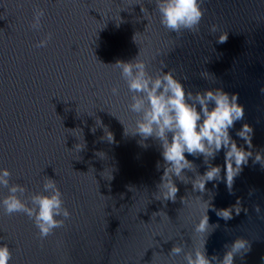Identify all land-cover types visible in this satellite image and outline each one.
<instances>
[{"label":"water","instance_id":"water-1","mask_svg":"<svg viewBox=\"0 0 264 264\" xmlns=\"http://www.w3.org/2000/svg\"><path fill=\"white\" fill-rule=\"evenodd\" d=\"M155 7V0H0V169L11 171L12 184L27 187L26 196L42 192L47 177L56 180L71 212L41 240L25 214L9 216L0 207V244L9 246L10 264H170L175 245L184 249L175 264H186L205 211L219 225L207 240L209 257L222 259L225 244L243 237L251 251L235 264H264V167L253 163L264 152V0H204L199 31L181 34L160 23ZM37 8L45 15L33 30ZM48 33V45L36 47ZM226 33L227 41L218 43ZM136 57L152 75L172 71L186 91L223 88L239 95L245 116L230 135L248 150L236 132L250 124L253 156L231 193L226 167L208 191H193L192 181L208 166L202 155L186 154L195 170H186L184 181L174 178L176 201L156 199L162 150L159 141L149 138L144 147L132 135L139 117L113 66ZM211 163L223 167L224 150ZM7 195L0 187V201ZM234 205L240 213L233 211V219L216 215Z\"/></svg>","mask_w":264,"mask_h":264},{"label":"clouds","instance_id":"clouds-1","mask_svg":"<svg viewBox=\"0 0 264 264\" xmlns=\"http://www.w3.org/2000/svg\"><path fill=\"white\" fill-rule=\"evenodd\" d=\"M204 0H155V9L159 13L160 23L170 32L181 34L188 30L193 33L199 31V25L205 10L202 7ZM147 12V8H142ZM45 10L37 8L33 14L31 28L39 30L42 27V18ZM151 15V14H149ZM217 26H211V32H216ZM53 34L48 33L36 47H46L52 40ZM228 34L219 36L218 43H225ZM135 40V39H134ZM139 57V56H138ZM136 57L134 60L117 61L113 66L120 70L121 76L132 93V102L129 110L138 115L135 122V131L142 139L140 144L149 138L159 141L163 164L157 163V170L163 168V175L157 185L159 195L157 200L176 201L179 188L174 178L185 180L186 170L194 171L193 161L187 155L203 156L208 166L203 175H197L192 181L193 191L204 193L208 191L206 185L210 181L223 179L221 173L226 167V184L232 192L235 178L240 175L249 159L253 156L250 150L253 147L252 139L254 128L243 124L236 135L247 144L238 145L230 135V129L243 120L245 107L239 103V95L231 94L223 88L207 89L206 91H186L184 84L172 71L161 69L155 75L148 71V63ZM187 79V77H185ZM113 95L119 93V88L112 89ZM264 94V88H261ZM259 122V121H258ZM102 125V122L99 120ZM75 130V129H74ZM96 131L95 128L92 129ZM105 137L108 142H114L113 134L107 130ZM128 134L125 129V135ZM78 145V144H77ZM76 145V147H77ZM82 150V149H81ZM225 152L224 166H213L211 161L221 151ZM99 154V153H97ZM253 163H261L264 167V152L255 153ZM11 171L8 168L0 169V187L8 190V195L0 201L4 213L11 216L16 213L25 214L32 220L38 229L41 240L52 235L57 228L63 227L70 218L71 212L65 207L63 193L56 180L47 177L43 184V191L26 196L28 189L21 184H12ZM251 195V193H250ZM240 202L237 201L236 205ZM209 204L206 203L205 207ZM233 207L216 210V215L225 221L233 219V211L239 215L240 211ZM256 212L260 208L256 206ZM58 217H62L58 219ZM219 225L209 223L207 211L201 216L195 227V234L199 237L194 251L184 256L186 264H235L237 255L244 256L251 251V244L243 237L235 239L233 243L225 244L226 252L222 259L218 256L209 257L206 251L208 237ZM184 251L180 245H175L170 257V264H175L174 258ZM12 252L7 244H0V264H10Z\"/></svg>","mask_w":264,"mask_h":264}]
</instances>
